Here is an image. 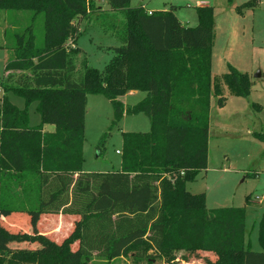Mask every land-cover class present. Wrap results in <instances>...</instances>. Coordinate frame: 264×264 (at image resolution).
I'll list each match as a JSON object with an SVG mask.
<instances>
[{
    "label": "trees",
    "instance_id": "1",
    "mask_svg": "<svg viewBox=\"0 0 264 264\" xmlns=\"http://www.w3.org/2000/svg\"><path fill=\"white\" fill-rule=\"evenodd\" d=\"M104 1L113 20L103 23L121 44L102 71L86 67L77 80L80 22L92 14L102 19L105 10L94 0H0V9L43 18L42 40L35 22L9 35L13 52L0 83V240L13 243L0 246V264H90L93 255L113 260L131 253L178 264L180 251L225 258L215 264H234L230 258L264 264V213L262 251H253L245 207L209 208L205 193L187 189L208 167L211 99L224 106L225 87L234 96L251 93L249 75L233 66L212 75L213 8L198 7L199 24L186 27L175 6L149 11L131 0ZM131 90L145 96L126 106L119 97ZM90 94L110 100L114 124L125 114L151 121L147 132L122 133L118 170H83ZM32 103L41 117L35 126ZM253 136L264 141V132Z\"/></svg>",
    "mask_w": 264,
    "mask_h": 264
},
{
    "label": "rangeland",
    "instance_id": "2",
    "mask_svg": "<svg viewBox=\"0 0 264 264\" xmlns=\"http://www.w3.org/2000/svg\"><path fill=\"white\" fill-rule=\"evenodd\" d=\"M94 3L100 5L105 14L102 19L92 14L80 22L76 44L80 51L73 56L77 80L86 67L102 71L114 55L113 48L121 44L103 23L112 22L113 11L104 0H94ZM130 3L133 7L143 5L149 11L169 10L175 6L180 23L186 27L199 24L198 7L211 6L214 11L212 75L221 76L229 71L230 66L249 75L251 93L248 98L234 96L225 87L227 100L224 106H218L216 98L211 99L208 167L199 173L196 181L187 184V189L194 194L205 193L209 208L245 207L246 240L251 250L262 251L259 221L264 213V141L255 138L253 132H264V0H131ZM31 23H34L37 38L42 40L41 15L33 21L30 12L0 9V83L2 78L6 80L4 69L13 52L14 39H10L9 35L15 32V28H23ZM258 72L260 76H256ZM20 74L30 75L28 72H18L15 76ZM3 94L0 91V103ZM7 96L18 108L25 107L22 97L13 93ZM144 96L145 92L138 90L120 96L119 100L130 106ZM252 103L260 104L261 109H256ZM29 112V124H40L36 103L29 106ZM113 121L114 108L110 100L102 94L88 95L83 145L86 172L118 169L122 155V133L147 132L151 128V121L144 113L125 114L118 124ZM47 126V129L55 128L53 125ZM25 206H31L30 199H25ZM10 244L13 245L5 239L0 240V246ZM176 256L178 264H210L207 259L215 264L214 261L225 259L203 252L194 255L180 251ZM150 259L135 256V253L113 260L93 255L90 264H166L158 258ZM230 260L234 264L238 262L235 258Z\"/></svg>",
    "mask_w": 264,
    "mask_h": 264
},
{
    "label": "crops",
    "instance_id": "3",
    "mask_svg": "<svg viewBox=\"0 0 264 264\" xmlns=\"http://www.w3.org/2000/svg\"><path fill=\"white\" fill-rule=\"evenodd\" d=\"M203 5H204V4H203ZM150 11H152V10H150ZM5 74L8 75V72H5L4 75H5ZM137 91H138V90H131L130 92H131V93H135V92H137ZM47 127H48L47 125H44V129H43V130H44L45 132H50V133H51V132H54V131H55V128H54V129H47ZM84 163H85V162H84ZM120 167H121V163H119V168H118V169H120ZM118 169H115V170H118ZM83 170H84V168H83ZM84 171H85V170H84ZM85 172H86V171H85Z\"/></svg>",
    "mask_w": 264,
    "mask_h": 264
},
{
    "label": "built area",
    "instance_id": "4",
    "mask_svg": "<svg viewBox=\"0 0 264 264\" xmlns=\"http://www.w3.org/2000/svg\"><path fill=\"white\" fill-rule=\"evenodd\" d=\"M150 13H151V12H150ZM0 91L3 92V88H2V86H1V84H0ZM116 152H117V153H120V150H117Z\"/></svg>",
    "mask_w": 264,
    "mask_h": 264
},
{
    "label": "water",
    "instance_id": "5",
    "mask_svg": "<svg viewBox=\"0 0 264 264\" xmlns=\"http://www.w3.org/2000/svg\"><path fill=\"white\" fill-rule=\"evenodd\" d=\"M256 76H260V72H258Z\"/></svg>",
    "mask_w": 264,
    "mask_h": 264
}]
</instances>
